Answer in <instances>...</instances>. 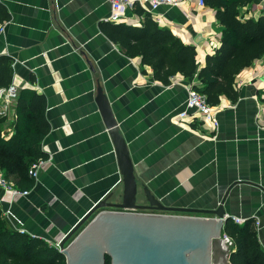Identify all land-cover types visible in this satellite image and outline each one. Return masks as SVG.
Segmentation results:
<instances>
[{"label": "crops", "instance_id": "1", "mask_svg": "<svg viewBox=\"0 0 264 264\" xmlns=\"http://www.w3.org/2000/svg\"><path fill=\"white\" fill-rule=\"evenodd\" d=\"M1 1L11 17L0 34V55L13 59L18 93L33 88L46 96L50 122L40 142L46 162L38 178L29 175L33 184L23 187L30 194L13 196L0 187L9 227L24 228L60 249L65 235L98 201L109 195L121 200L123 176L97 102L101 83L128 142L140 195L145 184L168 205L214 209L228 194L227 213L254 218L264 248V54L237 74V99L222 95L214 105L220 121L215 128L197 113L178 116L188 87L203 85L196 74L178 72L166 83L141 55L126 54L110 38L112 23L143 25L146 13L137 11L139 5L116 22L109 18L107 0ZM241 11L258 17L264 0H251ZM150 14L196 47L199 68L221 45L224 25L207 3L182 0ZM17 97L4 120L11 136Z\"/></svg>", "mask_w": 264, "mask_h": 264}, {"label": "trees", "instance_id": "2", "mask_svg": "<svg viewBox=\"0 0 264 264\" xmlns=\"http://www.w3.org/2000/svg\"><path fill=\"white\" fill-rule=\"evenodd\" d=\"M205 1L216 10L224 29L220 47L214 54L207 55L206 64L201 68L196 47L185 43L168 27L160 26L141 6L137 7V11L146 13L143 25L112 23L107 32L126 54L141 55L143 62L152 65L155 76L166 83L178 72L191 77L196 74L203 85L196 83L195 87L207 95L211 104L216 105L222 95L237 99V74L264 54V14L248 17L242 13V6L251 0ZM10 17L7 6L0 0V25ZM12 60L8 55H0V88L12 84ZM45 109L46 96L43 93L23 88L18 93L15 106V132L6 138L2 136L0 127V168L20 187L33 184L29 167L35 160L46 156L40 148V142L50 130ZM3 123L4 118L0 114V124ZM225 233L236 247L230 256L232 264H264V248L259 241L254 218L247 219L243 224L229 218ZM23 251L44 259L45 264H66V258L60 262L64 253L57 247L42 238L9 227L0 207V257ZM110 262L108 257L107 264Z\"/></svg>", "mask_w": 264, "mask_h": 264}, {"label": "water", "instance_id": "3", "mask_svg": "<svg viewBox=\"0 0 264 264\" xmlns=\"http://www.w3.org/2000/svg\"><path fill=\"white\" fill-rule=\"evenodd\" d=\"M97 102L115 145L123 193L118 201L110 195L98 201L65 235L60 251L66 264H107L108 257L110 264H215L230 218L228 194L214 209L177 207L144 184L140 200L128 142L101 83Z\"/></svg>", "mask_w": 264, "mask_h": 264}, {"label": "built area", "instance_id": "4", "mask_svg": "<svg viewBox=\"0 0 264 264\" xmlns=\"http://www.w3.org/2000/svg\"><path fill=\"white\" fill-rule=\"evenodd\" d=\"M111 4V14L109 16L112 21H121L128 9L135 8L136 6H141L145 11L150 13L157 10L162 5H178L182 0H107ZM201 5H205V0H199ZM157 21H161V17L155 15ZM5 23L0 25V34L5 31ZM18 95V88L16 85L12 84L9 87L0 88V114L6 112L9 107L10 102L15 99ZM3 101V103H2ZM5 101V102H4ZM190 110H193L190 113ZM197 113L203 117V119L211 121L213 126L217 128L220 124L219 118L217 116V111L215 106L208 101V97L202 91H200L195 86L191 85L188 87V95L184 103V107L178 112L180 119L186 117H193V114ZM46 162V158H39L31 163L29 167V175L33 178H38L39 171L43 164ZM0 187L11 193L13 196L18 195H29L30 189L23 188L17 185L13 180L8 178L2 168H0ZM230 215V218L239 224H243L248 218L241 215ZM257 225L260 226V221L257 220ZM19 231L24 232V228H20ZM234 241L226 233L219 242L218 255L220 253V258L218 264H232L230 260L231 253L235 250ZM215 264H217V262Z\"/></svg>", "mask_w": 264, "mask_h": 264}, {"label": "rangeland", "instance_id": "5", "mask_svg": "<svg viewBox=\"0 0 264 264\" xmlns=\"http://www.w3.org/2000/svg\"><path fill=\"white\" fill-rule=\"evenodd\" d=\"M2 103H3V101H2ZM1 115L4 118V120L8 119L7 111ZM0 127H1V131H2V136L6 137V138H10L11 137V134H10L11 131H9L7 128H4V123L0 124ZM139 198L141 200L144 199L143 195L142 196L140 195ZM62 256H63V258H61L60 262H62L65 258L64 254ZM218 260L219 259H216V261H218ZM0 261L2 264H45L44 259L36 258L35 256H30V254L26 251H23V253H19L17 255H12V256L7 254L5 256L0 257ZM218 263H219V261L217 262V264Z\"/></svg>", "mask_w": 264, "mask_h": 264}, {"label": "flooded vegetation", "instance_id": "6", "mask_svg": "<svg viewBox=\"0 0 264 264\" xmlns=\"http://www.w3.org/2000/svg\"><path fill=\"white\" fill-rule=\"evenodd\" d=\"M147 211H152V210H149V209H146Z\"/></svg>", "mask_w": 264, "mask_h": 264}]
</instances>
